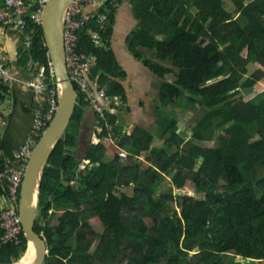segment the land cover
Wrapping results in <instances>:
<instances>
[{"label":"trees","instance_id":"obj_1","mask_svg":"<svg viewBox=\"0 0 264 264\" xmlns=\"http://www.w3.org/2000/svg\"><path fill=\"white\" fill-rule=\"evenodd\" d=\"M117 1L121 0H108L98 9L108 14L104 30H99L97 20L92 18L79 31V49L97 56L93 76L99 74L101 86L113 99H122V105L114 101L105 108V117L94 110L95 123L101 127L96 129L97 136H116L130 160H122L119 152L107 159V146L92 141L90 127L82 135L81 126L92 105L77 86L74 115L41 181L37 214L46 223H40L36 216L35 228L47 238L44 264L264 261V0H232L244 19L235 17L225 0H133L144 25L134 32L132 45L137 56L143 55L138 45L155 50L154 56H145V62L161 78L160 102L174 107L185 105L192 112L204 107L207 112L194 119L187 130H180V120L171 111L161 115L154 131L137 124L129 134L117 124L127 95L122 81L124 71L114 52L107 48ZM161 15L167 21L156 22L154 18ZM28 28L33 42L24 62L34 59L51 80L43 26L31 18ZM157 28L165 31L163 37ZM93 29L101 32L102 43L93 39ZM8 30L0 34L4 36ZM22 58L19 54L17 59ZM249 62L257 68L246 76ZM51 86L56 88V82ZM11 93V85L0 81V105ZM183 133L190 138L184 139ZM155 135L165 141L150 151ZM211 139L217 144H199ZM8 146L0 137V169L5 166ZM80 148L85 155L78 154ZM150 152L153 163L147 165L141 155ZM83 160L89 161L81 168ZM167 174L172 175L178 188L192 181L205 197L175 195L173 189L158 194ZM118 186L134 191L119 195L115 190ZM4 188L0 184L2 195ZM170 199L177 201L181 212ZM52 208L60 215L56 226L46 221ZM93 217L105 227L95 251ZM2 233L0 225V238ZM28 242L23 230L20 243L2 244L0 263L19 261Z\"/></svg>","mask_w":264,"mask_h":264},{"label":"built area","instance_id":"obj_2","mask_svg":"<svg viewBox=\"0 0 264 264\" xmlns=\"http://www.w3.org/2000/svg\"><path fill=\"white\" fill-rule=\"evenodd\" d=\"M50 0H0V32L7 29L20 32L24 35L23 45L25 48L32 44V37L28 29L31 18L35 19L37 24L42 23L43 8ZM98 0H72L68 6L64 24V43L66 60L70 76L82 91L90 98L92 107L105 117V108L114 103L113 97L107 94L106 88L99 82V74L93 76L92 70L97 63L95 54L87 53L79 49V31L90 19L95 18L99 30L107 27L108 14L99 12L98 9L86 12V6L93 4ZM98 29L91 31L93 39L98 43L101 40V32ZM52 64V61L50 62ZM35 64L32 60L30 67ZM54 75V70L52 68ZM15 79L10 58L3 52L0 45V81L11 82ZM38 91L47 86V81L43 74H40L38 80L32 83ZM48 109L43 105L40 96L37 100L36 115L34 125L24 144L12 155L7 156L5 166L0 169V184L5 188L3 194L6 204L0 210V225L3 233L0 238V246L4 243H20L21 233L23 232L22 218L19 212L21 189L24 174L32 155L33 147L37 142V137L41 135L49 121L52 119L57 102L55 100L56 89L48 92ZM124 156L127 152L123 151Z\"/></svg>","mask_w":264,"mask_h":264},{"label":"crops","instance_id":"obj_3","mask_svg":"<svg viewBox=\"0 0 264 264\" xmlns=\"http://www.w3.org/2000/svg\"><path fill=\"white\" fill-rule=\"evenodd\" d=\"M107 1L108 0H98L93 4H88L86 6V12L99 9L105 5ZM166 19L167 18L164 15L154 18L156 22L167 21ZM143 25L144 21L136 14L133 0H121L115 11L114 20L112 21V34L109 43L107 44V48L114 52L119 66L124 71L122 81L125 85L127 95L123 98V119L132 122L135 125L140 124L143 127L150 129V127H156L157 124L155 123L150 126L151 120L148 121V117L146 116L151 113V107L156 108V103L153 105V102H155L156 95L158 96L159 88L155 86L156 81L154 82L153 79L155 74L151 68L147 66L145 56H154L155 50L148 46L138 45V50L143 55L137 56L132 45L134 32L141 29ZM156 31L159 33L160 37L165 35L164 30H159V28H157ZM19 36H22L20 32ZM19 36L13 37L10 32H5V35L3 36L2 34V37H0L1 47H3V50L8 52L11 56L16 53L18 41L20 39ZM4 45L8 51L4 48ZM28 65L29 62H27L26 70H22L17 68L16 65H13L15 79L9 83L12 87V93L7 98L10 99L9 105H11V114L8 116V119H4L6 127L0 130V137L8 143V149H10L6 150L9 152H5V158L7 156H12L16 150L26 142L34 124L31 119L36 115L37 102H34V90L31 86V81H36L37 74H35V71H33L34 69L28 67ZM41 70L44 69L41 68ZM38 95L42 101L46 99V96L44 97L41 96V94L36 93V97ZM112 110L118 111L116 108ZM139 113L141 114V117L138 116ZM86 117L87 119L84 120L81 126V133L83 134V132L87 130L89 131V128L87 129L86 127H90L91 139L94 142V135L97 136V134H95V111L92 107L88 108ZM26 119L29 120V124L26 127L21 126L20 124Z\"/></svg>","mask_w":264,"mask_h":264},{"label":"water","instance_id":"obj_4","mask_svg":"<svg viewBox=\"0 0 264 264\" xmlns=\"http://www.w3.org/2000/svg\"><path fill=\"white\" fill-rule=\"evenodd\" d=\"M71 1L50 0L43 8L42 26L53 61L58 104L51 121L33 148L24 174L19 212L29 240L28 248L19 261L10 264H44L48 255L47 239L35 228L41 181L57 142L72 120L78 101V91L69 73L64 43L65 16ZM39 94L46 96V92L42 90ZM30 247L32 251L28 255Z\"/></svg>","mask_w":264,"mask_h":264},{"label":"rangeland","instance_id":"obj_5","mask_svg":"<svg viewBox=\"0 0 264 264\" xmlns=\"http://www.w3.org/2000/svg\"><path fill=\"white\" fill-rule=\"evenodd\" d=\"M179 1H182V0H179ZM232 3H233L232 0H225V6L231 12L234 13L235 17H237L238 19H241V17L243 18L242 13L239 12L236 9L235 4L234 3L232 4ZM33 31H34V28H33ZM8 32H10L13 37H18L19 36V32L18 31H14L12 29H9ZM18 46H19L18 53H20L21 56H23V58L20 59L17 62L18 63L20 62V63H22V65H25L27 67V63L24 62V59L26 58L27 55H29V47H27V48L24 47L22 39H20V41L18 43ZM4 48L8 51L6 46ZM137 48H139V46H137ZM23 49H26V50H23ZM133 49L135 50L134 47H133ZM32 60L33 59L29 60V67H30V64H31ZM248 67H250V70L246 74V76H250L253 73V71L256 70L257 65L254 64V63H250L249 62V66ZM20 68L23 70L25 67L20 66ZM30 68H33L34 69L33 71H35V74H37V71L40 68V66L37 63H35ZM33 71H31V72H33ZM168 78L172 79L171 74L168 75ZM153 79H154V82L156 81L155 86H157L160 89V79L161 78H158V76L155 75ZM36 80H37V78H36ZM261 83L264 85V78L261 79ZM159 99H160V97H159V93H158V96L156 95V97H155V102H153V105L156 103V108L155 107H151L150 108L151 109L150 110L151 113L146 116V117H148V121L151 120L150 121V126H152L155 123L157 124L158 119L161 118V115H165V114L168 115V113H170L172 111L171 113L175 114V116L178 117L179 120H180V125H181L180 130H187V128L190 129L192 127V125L194 124V119L202 117L207 112V109L204 108V107L201 108V109H197L196 111L192 112L191 110H188V108L185 105H180V106H175V107L172 104L169 105V106L165 105V104L162 105V103L160 102ZM7 100L4 103H2L1 106H0V130L4 129L6 127V125L4 124V119H8V116L11 114V107H10L11 105H9L10 104V99H7ZM114 101H115V104L117 103V105H122L121 97L120 98L119 97H114ZM138 116L141 117V114L139 113ZM34 118L31 119L33 122H34ZM28 124H29V120L26 119L20 125L23 126V127H26ZM117 124H119L122 127V130L128 132V134L132 133L134 131L135 124L132 123V122H128L127 120L123 119L122 114L117 118ZM145 124L148 125L147 123H145ZM110 126H109V128H110ZM156 127H154V126L150 127V129L154 131V129H156ZM96 129H101V127L98 125V123L96 124ZM98 132H99V130H97L95 132V134H98ZM182 135H183L184 139L190 138V136L188 134H186V133H183ZM218 136H219V130H217V137ZM119 137L121 138L120 135H119ZM255 137H257V136H255ZM116 138H117L116 136H104L102 138H98V136L94 135L93 140H94V143L102 142L103 144H105L107 146V149H108L107 159L113 158L115 156L116 152H119V154L121 155L122 160L129 161L130 158L127 157V155H129V153L126 156H124L122 154V152L125 151V150H123L124 148H120L119 147V145L116 142ZM164 141H165V139H162L159 136L155 135L153 140H152L150 151L152 150L153 147H161V146H163ZM199 144L200 145L203 144V145H207V146H214V145L217 144V140L216 139H211L209 141H201V142H199ZM85 152L86 151L83 152L82 149L80 148V153H78V154L81 156ZM150 154H152V152H150L149 154L145 153V154L141 155V159L147 165H150V164L153 163V160L149 157ZM88 161L89 160H83L81 162L80 167L84 168ZM75 185H76L77 188H80V184L79 183L78 184L76 183ZM119 187L120 186H118V189H115L116 192L119 195H121L122 191H127V192H130V193H133V191H134L131 187H124V188H119ZM179 188L172 181V175L167 174V178L163 181V183L161 184V186L158 189L157 193L160 194L161 192H165V191L173 189L175 195H180V194H191V195H194L195 194L196 196H199V197H205L204 193H202V192L198 193L197 192L196 185L192 181H188L185 186L181 187L180 189ZM169 202L171 203V205L173 207L177 208L178 211L181 212L182 208H181L180 205L177 204V201L175 199H170ZM5 204H6V202L4 200V196L0 193V209ZM53 210H54V208L50 209V215L48 216V219H46V221L47 222L49 221L48 222L49 225L56 226L60 222V215L59 214H54ZM39 218L40 217L37 214V219L39 220V222L42 223V224L46 223L45 220H43L41 218L39 219ZM92 225H93L94 229L97 232L96 239H95L94 244L92 246V251H95L96 248L98 247L100 241H101L100 235H102L103 232L105 231V227L101 223V220L98 217H93L92 218ZM252 264H264V261L254 260V261H252Z\"/></svg>","mask_w":264,"mask_h":264},{"label":"clouds","instance_id":"obj_6","mask_svg":"<svg viewBox=\"0 0 264 264\" xmlns=\"http://www.w3.org/2000/svg\"><path fill=\"white\" fill-rule=\"evenodd\" d=\"M117 4H119L118 3V1L116 2ZM42 24V23H41ZM23 37H20V39H22ZM20 39H19V41H20ZM23 40V39H22ZM19 41H18V43H19ZM33 42V41H32ZM100 42L102 43V40H100L99 42H98V44H100ZM47 43V42H46ZM0 45H1V42H0ZM32 45V44H31ZM2 49H3V47H2ZM18 50H19V46H18V48H17V50H16V53H14V55L13 56H11L8 52H5L4 50H3V52L4 53H6V54H8V56H9V58H10V64H11V66H12V69H13V65H16L17 66V68H20V66H23L20 62L18 63L17 61H18V56H19V54L20 53H18ZM50 53V52H49ZM34 60V59H33ZM35 61V60H34ZM52 61V58H51V55H50V61H49V64H50V68L52 69L53 68V70H54V66H53V61H52V64L50 63ZM35 63H38L37 61H35ZM23 67H25L23 70H26L27 68H26V66H23ZM21 69V68H20ZM14 71V70H13ZM55 72V71H54ZM46 80H47V78H46ZM32 83H34V81L32 80L31 81V86L33 87V90H34V102H37V100L35 99L36 98V93H39L40 91L38 90H36L35 88H34V86L32 85ZM51 89H53V87L52 86H50V84L47 82V86L46 87H44L43 89H42V91H45L46 92V99L44 100V101H42V103H43V105L44 106H46L47 104H49V102H48V96H49V91H51ZM38 103V102H37Z\"/></svg>","mask_w":264,"mask_h":264},{"label":"bare ground","instance_id":"obj_7","mask_svg":"<svg viewBox=\"0 0 264 264\" xmlns=\"http://www.w3.org/2000/svg\"><path fill=\"white\" fill-rule=\"evenodd\" d=\"M22 35V34H21ZM30 35H31V33H30ZM0 36L2 37V34H0ZM21 37H25L24 35H22ZM31 37V36H30ZM29 62V61H28ZM28 67H29V65H28ZM51 70V80H48V75H47V73L45 72V70H41V67L38 69V71H37V80H38V78L40 77V74H43V76L45 77V79L47 78V82L50 84V86L53 84V83H55L56 82V77H55V80H54V76H55V72H54V75H53V73H52V69H50ZM14 72V71H13ZM15 74V73H14ZM36 80V81H37ZM35 81V82H36ZM6 83H10V82H6ZM104 87V86H103ZM76 88H77V86H76ZM53 89H56V95L58 96V90H57V87L56 88H54L53 87ZM77 91H78V89H77ZM115 97H117V96H115ZM55 100H56V96H55ZM56 102H57V104H58V99L56 100ZM57 108V107H56ZM107 108V107H106ZM92 109H94L93 107H92ZM95 110V109H94ZM55 111H56V109H55ZM96 111V110H95ZM55 113V112H54ZM54 115V114H53ZM51 121V120H50ZM49 121V122H50ZM49 124V123H48ZM47 124V125H48ZM34 125V124H33ZM47 127V126H46ZM46 127H45V129H46ZM44 129V130H45ZM44 130L42 131V133L44 132ZM42 133H41V135H42ZM41 135H40V137H41ZM39 137V138H40ZM28 138V137H27ZM38 138V137H37ZM37 141H38V139H37ZM37 143V142H36ZM24 144V143H23ZM20 148V147H19ZM18 148V149H19ZM34 148V147H33ZM17 149V150H18ZM199 164H201L200 162H199ZM24 179V178H23ZM22 190V189H21ZM2 209V208H1ZM0 209V210H1ZM23 230H24V228H23ZM43 234V233H42ZM44 235V234H43ZM47 239V238H46ZM31 251H32V248L30 247V250H29V252H28V255L31 253Z\"/></svg>","mask_w":264,"mask_h":264}]
</instances>
